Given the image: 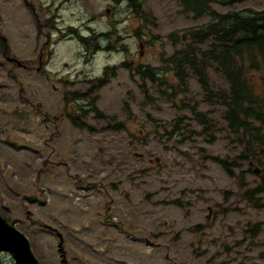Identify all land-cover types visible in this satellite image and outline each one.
I'll use <instances>...</instances> for the list:
<instances>
[{
    "label": "rangeland",
    "instance_id": "1",
    "mask_svg": "<svg viewBox=\"0 0 264 264\" xmlns=\"http://www.w3.org/2000/svg\"><path fill=\"white\" fill-rule=\"evenodd\" d=\"M137 3L148 22L125 0H0V216L39 264H63L44 226L62 235L68 264H264V207L242 198L262 184L264 155L251 166L259 174L244 164L241 179L228 177L210 158L231 161L241 148L189 70L182 80L163 72L158 87L122 66L160 69L183 47L169 36L209 19L175 0ZM212 6L264 12V0ZM192 117L211 129L199 134ZM0 264L13 262L0 254Z\"/></svg>",
    "mask_w": 264,
    "mask_h": 264
},
{
    "label": "trees",
    "instance_id": "2",
    "mask_svg": "<svg viewBox=\"0 0 264 264\" xmlns=\"http://www.w3.org/2000/svg\"><path fill=\"white\" fill-rule=\"evenodd\" d=\"M125 1L129 3L137 19L143 17L145 22L149 21L145 19L143 12L138 14L137 0ZM176 1L187 17H207L209 20L199 27L184 29L169 36L174 46L181 41L183 47L175 51L167 65L174 68L173 75L179 80L186 76L183 71L189 70L204 92H209L205 98L206 103L210 107L223 109L221 119L225 129L233 135L241 150L231 161L217 157L210 160L219 164L230 178L241 179L244 172H241V177L235 172L246 164L247 171L252 173L251 166L257 164L255 157L260 151H264V12L246 10L219 13L212 7L214 3L232 5L242 0ZM109 36L105 35V38L108 39ZM97 37L100 35H92V42H95ZM82 41L86 43L85 38H82ZM5 49L6 40L0 36V50ZM135 73L143 83L148 81L158 87L164 85L163 80L155 75L154 69L144 67L142 70L139 67ZM212 74L227 84L225 91L211 90L215 89L209 81ZM105 78L98 79L97 84H105ZM67 118L74 126L82 127L77 116L68 115ZM195 118L207 133V123L201 120L203 117ZM176 128L179 129L178 126ZM240 187L243 188V184H240ZM228 195L227 192L224 194L225 197ZM261 197L264 198V183L248 189L242 198L258 209L264 207ZM250 231L256 233L253 227Z\"/></svg>",
    "mask_w": 264,
    "mask_h": 264
},
{
    "label": "water",
    "instance_id": "3",
    "mask_svg": "<svg viewBox=\"0 0 264 264\" xmlns=\"http://www.w3.org/2000/svg\"><path fill=\"white\" fill-rule=\"evenodd\" d=\"M58 247L61 246V236ZM0 252L8 253L14 261V264H38L33 256L28 240L23 234L16 230L12 225H9L0 216ZM61 252V249H59Z\"/></svg>",
    "mask_w": 264,
    "mask_h": 264
},
{
    "label": "flooded vegetation",
    "instance_id": "4",
    "mask_svg": "<svg viewBox=\"0 0 264 264\" xmlns=\"http://www.w3.org/2000/svg\"><path fill=\"white\" fill-rule=\"evenodd\" d=\"M46 45V44H45ZM41 64V63H40ZM66 65V64H65ZM128 67H131V66H129V65H127ZM161 72H164L165 70L164 69H161L160 70Z\"/></svg>",
    "mask_w": 264,
    "mask_h": 264
}]
</instances>
